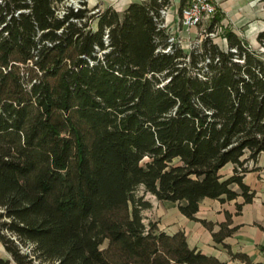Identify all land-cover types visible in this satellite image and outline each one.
<instances>
[{
  "label": "trees",
  "instance_id": "trees-1",
  "mask_svg": "<svg viewBox=\"0 0 264 264\" xmlns=\"http://www.w3.org/2000/svg\"><path fill=\"white\" fill-rule=\"evenodd\" d=\"M68 1L0 0L5 250L16 264H226L183 231L147 226L144 196L191 221L206 199L252 203L244 175L264 152V53L229 28L225 44L212 38L218 14L200 45L171 43L170 0L123 13ZM202 224L216 244L237 230L229 214L218 232Z\"/></svg>",
  "mask_w": 264,
  "mask_h": 264
},
{
  "label": "crops",
  "instance_id": "crops-1",
  "mask_svg": "<svg viewBox=\"0 0 264 264\" xmlns=\"http://www.w3.org/2000/svg\"><path fill=\"white\" fill-rule=\"evenodd\" d=\"M89 9L100 12L106 9H114L123 13L130 5L139 4L148 0H86ZM191 0H170L168 15L165 23L172 34L182 35L185 32H194L197 28L183 29L180 25L182 8ZM217 14L222 18L220 28H229L240 38L247 41L255 50H261L258 36L264 31V3L261 0H215ZM223 29V30H224ZM222 30V31H223ZM226 43V41L224 40ZM249 172L244 175V183L255 193L252 203L245 204L243 197L236 200L221 203L218 200H204L197 214L199 221H191L180 212L175 224L173 235L179 231L185 232L189 246L197 248L204 254L214 256L226 264H247L239 260H233L229 249L233 254H245L251 260V264H264V152L257 162L247 164ZM234 166L229 164L221 170L226 178L233 174ZM239 192V187L234 186ZM169 203V202H161ZM173 204V203H172ZM237 205H242L238 212ZM231 216L230 228H237L236 232L224 240L223 244H216L210 232L202 221L215 225L214 231L220 230V225L227 222V215ZM227 246L229 249L225 248ZM0 258L9 260L10 264H16L11 255L7 253L0 241Z\"/></svg>",
  "mask_w": 264,
  "mask_h": 264
},
{
  "label": "rangeland",
  "instance_id": "rangeland-1",
  "mask_svg": "<svg viewBox=\"0 0 264 264\" xmlns=\"http://www.w3.org/2000/svg\"><path fill=\"white\" fill-rule=\"evenodd\" d=\"M62 10V7H60ZM213 18L206 19L201 26L194 30V32L184 33L182 35H174L181 46L186 50L190 51L193 47L198 46L206 38V31L209 28ZM222 28L219 27L216 35L212 36L221 45L225 42L220 39L217 35L222 34ZM264 53V48L260 50ZM137 196H143V188L138 189ZM144 199L152 204V208L143 212L144 223L149 226L150 223L157 224L159 230L170 235L175 230V224L179 216V210L176 204L172 203H161L153 195L145 194Z\"/></svg>",
  "mask_w": 264,
  "mask_h": 264
},
{
  "label": "built area",
  "instance_id": "built-area-1",
  "mask_svg": "<svg viewBox=\"0 0 264 264\" xmlns=\"http://www.w3.org/2000/svg\"><path fill=\"white\" fill-rule=\"evenodd\" d=\"M67 6H71L77 11L79 8H81V2L80 0H70L67 2ZM217 10L218 8L215 0H191L181 10L180 25L186 30L197 28L201 26L206 19L213 18L217 14ZM59 13L64 14L65 12L64 10H61ZM161 15L162 19L164 20L161 27L169 31L168 25L165 23V18L168 15V7L161 11ZM171 35V43L176 41L179 42L176 40V37L174 36L175 34L171 33ZM211 35L214 36L215 34ZM168 50H170V48Z\"/></svg>",
  "mask_w": 264,
  "mask_h": 264
}]
</instances>
